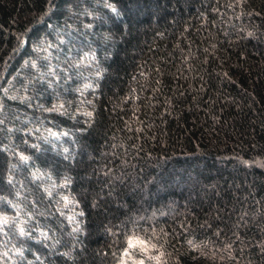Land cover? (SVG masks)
<instances>
[{
	"label": "trees",
	"instance_id": "obj_1",
	"mask_svg": "<svg viewBox=\"0 0 264 264\" xmlns=\"http://www.w3.org/2000/svg\"><path fill=\"white\" fill-rule=\"evenodd\" d=\"M0 264H264V0H0Z\"/></svg>",
	"mask_w": 264,
	"mask_h": 264
},
{
	"label": "snow or ice",
	"instance_id": "obj_2",
	"mask_svg": "<svg viewBox=\"0 0 264 264\" xmlns=\"http://www.w3.org/2000/svg\"><path fill=\"white\" fill-rule=\"evenodd\" d=\"M129 246H130V247L133 246V242H132V241L129 242Z\"/></svg>",
	"mask_w": 264,
	"mask_h": 264
}]
</instances>
